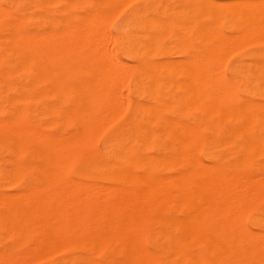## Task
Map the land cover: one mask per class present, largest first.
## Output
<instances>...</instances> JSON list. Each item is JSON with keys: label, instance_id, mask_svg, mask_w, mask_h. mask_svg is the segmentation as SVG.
I'll list each match as a JSON object with an SVG mask.
<instances>
[{"label": "bare ground", "instance_id": "1", "mask_svg": "<svg viewBox=\"0 0 264 264\" xmlns=\"http://www.w3.org/2000/svg\"><path fill=\"white\" fill-rule=\"evenodd\" d=\"M1 1L0 20L10 21L7 28L11 33L7 38L10 42L9 47L2 48L0 43V89L4 94H9L10 104H8L11 105L12 112H9L8 120L0 119V152L7 154V158H0V162L5 164V167L0 169V180H7L6 184L10 183L11 186L20 187L21 194L13 193L14 197H11L12 194L11 196L6 194L9 198L0 194V231L13 240L0 253V264H7L15 260L16 255L19 254V246L26 243L31 237L34 239L33 246L41 251L45 249V255L50 248L52 253L54 250H57L54 253H58L60 250L58 247L63 248L62 245L65 244L63 240L66 241L67 235L74 231H81L80 227L75 224L78 223L77 219L81 220L83 215L87 214L85 209L90 202L89 197H93L90 208H92V204L94 206L90 213H93L97 220L105 213L107 223L104 228L102 227V230L99 228L95 231L96 235L93 239L89 238L90 240L83 243V249L96 251L110 242L120 244L118 258L114 259V257L108 256L105 264H264V55L258 52L249 53L251 54L249 56L247 53L249 58L254 59L253 64L245 68L244 63L239 62L231 70L233 79L238 81L251 76L257 78L256 81L254 80L253 86L244 87L246 92L259 95L255 101L240 102L236 97V91L234 93L233 85L225 79L224 74H220L223 73L221 67L224 63L221 61L224 54L227 50L232 53L231 48L235 47L236 41H239L238 49H242V46L239 45L242 42H244L242 45H245V42L254 44V41L264 43V0H228L229 2L187 0L189 8L192 9L195 37L200 46H194L184 40L185 45L181 44L182 49L179 48L184 60L181 62V59V63H179L175 59L177 63H174L176 65L172 63L175 67L174 70L173 67L171 69L175 71L179 65L178 68L183 69L186 73L184 75L187 77V85L183 83V86H187L186 90L188 91L185 99L188 112L171 116L156 110V108H148V105V107H143L146 108L145 110L139 108V111L133 110L131 117L121 126L122 131L108 137V155L113 160L112 163L108 164L90 157L80 159V163H83L85 169L79 172L78 178L85 181L99 179L108 184L107 187L103 185L104 189L97 185L100 188V192L97 191L99 196L100 194L104 195L101 193L102 190L104 192L106 189L108 190L105 192L106 199L103 198L104 196H102L103 199L101 198V200H105L104 207L111 205L106 204L109 197H111L112 203L116 204V206L114 204L107 206L105 211L102 208L103 205L98 204H101V200L99 199L100 201L96 204L97 199H94L96 195L93 196L97 186L92 187L93 184H88L89 187H92V192L87 183L81 184L80 182L79 184L83 185L84 189L80 187L81 185L78 186V189H73L75 186L77 187L74 183L78 184V182L76 180L70 184L71 180H69L68 185L66 179L69 176L66 171L68 164L75 160V155L83 153L87 145H91L89 142L94 134L96 135V131L97 135H100L99 131L104 130L101 129L102 126L111 125L114 122L113 119L118 120L119 117L126 115V106L123 108L122 103L124 102L123 105H125L126 102L128 105L127 102L130 100L127 99V96L124 98L122 89L127 87L129 73L131 71L132 74L131 69L137 63L129 68L128 65L132 63L124 62L127 65L123 68L124 70L121 69L120 73L118 72V76L114 69H111L112 65L114 68L117 60L113 59L116 61L113 64L112 57H108L109 54L114 55V51L111 50L112 53L109 50L110 52L107 53L109 46L103 45L104 43L108 45L107 41L112 43L113 40L111 41V38L103 35L106 32L104 30L102 35L98 34L95 37L100 40V37L106 36L107 41L106 38L105 40L102 38L103 41L96 42L97 40L91 39V42L88 39L90 36L86 38L91 33V28L89 27L90 33L86 28V34L82 30H85V27L91 23L88 17H82L86 23L90 22L86 24L83 21L85 25L80 22L84 25L81 24L84 28L82 30L78 29L81 26L76 28L73 24V27L70 24L63 28L62 26L69 24L66 23L60 25L64 31L52 28L49 29L51 34L47 36L49 31L46 32L45 29L38 28L34 34L33 14L30 9L31 0H8L6 8L2 7ZM122 1L123 3H121ZM122 1L105 0L104 5L106 10L110 5L119 4L124 7L132 0ZM79 4L82 5V3ZM105 6L101 5V10ZM113 6L109 11L113 12V8H116ZM117 7L116 9L119 10L120 6L117 5ZM116 11L114 10V15ZM183 11L185 10L182 9L181 14ZM186 11L188 13L189 10L186 9ZM111 12H108L107 16L98 15V19L101 17L100 20H102L104 16L109 18L112 15L109 14ZM98 14L100 13L98 12ZM92 15H95V12ZM158 20L156 18L157 23ZM96 21H92L91 24ZM104 23L106 25L109 22L104 21ZM94 24L95 27L92 29L96 28V23ZM97 24L98 29L101 28L102 25L98 22ZM129 25L131 26V24ZM223 27L238 36H227L223 33ZM74 28L81 30L78 32L81 38L77 36V31ZM81 32L86 35L84 39ZM151 37L153 39L154 36L151 35ZM86 39L91 43H85L88 42ZM102 42L104 43L102 44ZM110 45L112 48V44ZM152 45H154L153 42ZM68 47L71 48L68 49ZM104 47H106V52L103 51ZM83 48L85 52L81 50ZM65 49L70 50L69 53ZM79 50L82 52L80 53ZM92 50L93 52L90 53ZM95 50L98 55H95ZM76 51L82 54V58ZM86 51L89 52L86 53ZM138 51L139 49L135 45L126 47V53L131 57L136 56ZM1 52L5 57H2ZM83 54L87 55L85 62L92 69L90 73L94 72L92 75L89 71L86 72V75H91H88V81L75 78V74L79 72L80 68L78 69L79 66L72 64L74 61H79L78 64H85ZM244 56L246 57V55ZM113 57L115 58V55ZM6 58L10 62L5 61ZM120 62L119 65H116V67L119 66L118 69L123 64L122 61ZM140 62L138 66L144 67L146 63L142 60ZM167 62L171 63L170 60ZM84 64L81 65L84 67ZM148 64L151 65L149 62ZM152 65L158 70L159 66H155L153 63ZM140 67L138 68L140 69ZM165 68H168V65ZM171 69L169 68L168 71ZM18 70L26 76L24 83L17 82ZM125 70H127L126 73ZM80 71L82 73L83 70ZM180 72L182 74V71ZM124 77H126L125 81ZM142 78L145 77L142 76ZM123 82H125V86ZM107 88L118 89L116 97L120 101L121 97L126 100L123 99V102L119 103L115 97L116 91L114 90L115 93H113ZM104 89H106L104 93L108 97H105ZM182 91L185 93V89ZM62 93L74 96L73 108L66 110L61 107L59 95ZM119 93L122 94L121 97ZM49 95L52 98L50 105L47 103ZM150 106L152 107V105ZM194 110L199 112L200 117L190 119V112ZM39 120L46 122H41L40 127L36 124ZM54 127L60 129L58 134L53 135L48 132ZM128 142L130 144H126ZM152 144H165L158 146V152L163 155L142 156L134 149V146L140 149L149 148ZM198 145L204 146L210 151L209 165H205L199 160ZM159 170L169 171L171 175L159 174ZM28 179H33L32 183L37 187L32 189L30 186L33 190L30 194L29 183L25 182ZM59 183L62 184L60 190L62 189L63 192L59 191L57 187V185L61 187ZM72 184L73 187L70 186ZM54 187L55 189H53ZM79 187L83 190V192L80 190L82 193H80ZM51 188L53 192H51ZM56 188H58L57 192ZM65 188L70 190L66 189L65 191ZM45 190L47 192L49 190L50 199L54 196L51 199L52 202L55 197L58 198V193H60V199L55 201L61 202L62 208H60V204H57L56 207L55 203L57 202H50L47 192L48 197L45 195L48 199L44 200ZM77 190L79 191L78 195L76 194ZM85 190L87 191L85 192ZM64 192L69 195L68 198H66V194H63ZM37 193H40V196ZM52 194L53 196H51ZM72 194L77 197H70ZM33 195L37 198H34ZM61 195L66 196L65 199L61 198ZM80 195L84 199L81 200ZM15 196L17 197L15 198ZM25 196H30L32 199ZM64 200L65 203H62ZM46 201L49 202V205ZM67 203H72L71 208L73 204L75 206L71 209ZM53 204L55 206H52ZM79 204L80 207H78ZM257 205H261L262 208L255 214L253 230H249L245 226V216L247 211ZM73 218L77 221L74 226L71 224L75 222V220L72 222ZM102 218L104 217L102 216ZM151 230L152 248L149 249L145 243V236ZM34 251L35 254H38L36 253L38 250ZM44 253L42 252V254ZM42 254H39L38 259L44 256ZM22 255L25 256L21 254L20 258ZM42 259L44 260V258ZM77 262L78 264H96L91 257H79Z\"/></svg>", "mask_w": 264, "mask_h": 264}, {"label": "rangeland", "instance_id": "2", "mask_svg": "<svg viewBox=\"0 0 264 264\" xmlns=\"http://www.w3.org/2000/svg\"><path fill=\"white\" fill-rule=\"evenodd\" d=\"M7 1L8 0H2L1 1V5H2V7H4V8H6V5H7ZM51 1V0H50ZM49 0H31L30 1V9H31V12H32V14H33V33L35 34L36 32H37V29L38 28H40V29H45L46 30V32L47 31H49V29H52V28H58V30H61V31H64V29L63 28H66L68 25H70V26H72V24H73V26L74 27H76V28H78V27H80V28H78V29H81L82 30V28H83V26L85 25V21L83 20V18H87L88 17V20L90 19L91 20V23H92V21H95V20H97L96 22H93V24H91L89 21H87V23H90V24H88L89 26H87V27H85V30H82V31H84L83 33H85V31H86V28H88L87 29V32H89L90 31V29H89V27L91 28V33L86 37V38H88L89 36H90V38H88V39H93V40H97V37H95V36H97L98 34H99V36L100 35H102V32H103V30L104 31H106V32H104L103 33V35H106L107 37H109V38H111V41L113 40V42L111 43L109 40L107 41V37L106 36H104V37H100L101 39L100 40H102V38L105 40V38H106V41H107V43H108V45L106 44V43H104V42H102V44L105 46H111L110 44H112V48L110 49L109 47H107L108 48V51H107V53H109L111 50L112 51H114V55H115V58L113 57L114 55L113 54H109V56L108 57H112V61H114L113 59H115V60H117V63L116 64H114L116 61H114L113 62V64L115 65L114 66V68H112L113 67V65H112V67H111V69H114V71H115V73H117V75H118V72L119 71H121V69H123V68H125L126 67V65L127 64H130V63H132L131 65H128V67L130 68V67H132V65L135 63H137V65L135 66V67H132L133 69H131L133 72H132V74H131V71H130V73L129 72H127V73H129V79H127V87L125 88V89H122V93H123V95L125 96L124 98H126V96H127V99H129L128 101L129 102H127V104L128 105H126V102H125V105H123V97H121V95H120V93H121V91H120V93H119V96L121 97V101H120V99H118L116 96H117V91H118V89H116V88H107L108 90H112L113 91V93H115V91H116V94H115V97L119 100V103H122V106H123V108L126 106V110H125V112H126V115L124 116V117H119L118 118V120L117 119H113V121L114 122H112V120H111V122H112V124H111V122H109L111 125H107V126H102V128L101 129H104V130H100L99 131V133L101 132V134L100 135H97L98 133H97V131L95 132L96 133V135L94 134V136L92 137V139H94L95 140V142H94V140H90V144L91 145H87V147H86V149L83 151V153H81V154H74L75 155V160L73 161V162H71L70 164H68L69 166H68V168H67V173H68V176H69V178L68 179H66V180H68V185H69V180H71V182H70V184L71 183H73L72 181H74V182H76V180H77V182H78V184L77 183H74V184H76L77 185V187L75 186V188H73V189H78V186L79 185H81V184H83V183H87V186L89 187V185L88 184H93L92 185V187L93 186H97V185H99L100 186V188L101 187H103V185H104V187H107L108 186V184L107 183H105V182H103V181H100L99 179H95V180H89V181H85V180H83V179H81V178H78V174H79V172H81V171H83L84 169H85V166L83 165V163H80V159L83 157H90V158H95V159H99V160H102L103 162H105V163H108V164H110V163H112L113 162V160L109 157V155H108V148H107V146H108V144H107V142H108V137H110L111 135H113V134H115V133H117V132H121L122 131V129H121V126L123 125V123H125L126 122V120L127 119H129L130 117H131V115L133 114V110L134 111H139V109L140 110H145L146 108H143V107H146L147 105L149 106H147L148 108H156V110L158 109V111H160V112H164V113H166V114H169V115H177V114H183V113H187L188 111H186V110H188V108H187V105L185 106V104H186V96H187V94H188V91L186 90V87L187 86H183L184 84H186V82H187V80H186V78L187 77H185V75H186V73H184V71H183V69L182 70H180V68H178L179 67V65H177L178 67H176L175 68V71H173L174 70V67H173V64L176 62L177 63V61L179 62V63H181L183 60H184V57L180 54V50H179V48H181L182 49V45L184 44L185 45V41L184 40H186V43L187 42H189V43H191L192 45H194V46H200V45H198V42H197V39H196V37H195V29H194V27H193V22H192V16H193V13L191 12V10L192 9H190L189 8V4H188V2H187V0H132V1H130V2H125V3H127V5L125 4V6L124 7H122L121 5H119V4H117L118 6H120V9L118 10V9H116V8H118L117 7V5L115 6L116 8L114 9L113 8V12H114V10H117L115 13V15L113 14V12H111V11H109V10H111L110 8H112V6L110 7V6H108V8H107V10H106V6L104 5L105 3H104V1L105 0H52L51 2H50ZM54 1V2H53ZM65 1H67V2H65ZM81 1V2H80ZM117 1H119V0H117ZM122 1V0H121ZM126 1V0H125ZM159 1V2H158ZM198 1H200V0H198ZM218 1H221V0H218ZM222 1H225V2H229L228 0H222ZM41 2H42V5H41ZM48 2V3H47ZM53 2V3H52ZM62 4H61V3ZM82 3V5L80 6V4L79 3ZM33 3H34V5H33ZM51 3V4H50ZM65 3V4H64ZM100 3V4H99ZM103 3V4H102ZM121 3H123V1L121 2ZM72 4H74V5H72ZM79 4V5H78ZM97 4V5H96ZM115 4H116V2H115ZM165 4V5H164ZM67 5V6H66ZM70 5V7H68ZM101 5L102 6H105V7H102V10H101ZM123 5V4H122ZM36 6V7H35ZM72 6V7H71ZM96 6V7H95ZM113 6V7H114ZM63 7H64V9H63ZM122 7V8H121ZM137 7V8H136ZM139 7H140V9H139ZM169 7V8H168ZM184 7V8H183ZM186 7H188V8H186ZM68 8V9H67ZM99 8V9H98ZM134 8H136V9H134ZM160 8V9H159ZM177 8V9H176ZM180 8V9H179ZM96 9V10H95ZM182 9L183 10H185V11H183L182 13L183 14H181V11H182ZM186 9H188L189 11H188V13H187V11H186ZM43 10V11H42ZM58 10V11H57ZM98 10V11H97ZM103 11V12H101V11ZM104 10H106V11H104ZM168 10V11H167ZM129 11H130V13H129ZM139 11V12H138ZM169 11H173V12H169ZM174 11H177V12H175L174 13ZM94 12H95V15H92V14H94ZM98 12L100 13V14H98ZM106 14H105V13ZM108 12H111V13H109V14H112V15H110L109 16V18H107V17H102V20H100L101 19V17H99V19H98V15L99 16H103V15H106L107 16V14H108ZM124 12H127V13H124ZM132 12H136V13H132ZM168 12V13H167ZM180 12V13H179ZM189 12H191L190 14H189ZM36 13V14H35ZM67 13V14H66ZM129 13V14H128ZM165 13V14H164ZM184 13H186V14H184ZM70 14H71V16H70ZM73 14V15H72ZM82 14H83V16H82ZM103 14V15H102ZM114 15V16H113ZM123 15H124V17H123ZM132 15H134V16H132ZM136 15H138L137 17H136ZM158 15H159V17H158ZM166 15V16H165ZM78 16V18L76 19V17ZM85 16V17H84ZM93 16V17H92ZM132 18H130V17ZM140 16V17H139ZM168 16V17H167ZM36 17V18H35ZM44 19H43V18ZM50 17H52V18H50ZM56 17V18H55ZM61 17V18H60ZM79 17H80V19H79ZM83 17V18H82ZM129 17V18H128ZM142 17V18H141ZM96 18V19H95ZM126 18V19H125ZM135 18V19H134ZM145 18V19H144ZM149 18V19H148ZM153 18V19H152ZM156 18H157V20H158V23H157V21H156ZM161 18V19H160ZM184 18V19H183ZM187 18V19H186ZM50 19H51V21H50ZM69 19V20H68ZM106 19H108V20H106ZM131 19V20H130ZM155 19V20H154ZM190 19V20H189ZM48 20V21H47ZM59 20H60V22H59ZM63 20H65V21H63ZM67 20V21H66ZM79 20V21H78ZM98 20H100V21H98ZM112 22H111V21ZM130 22H129V21ZM132 20H133V22H132ZM144 20V21H143ZM47 21V22H46ZM63 21V22H62ZM85 23H84V22ZM101 21H102V23H101ZM104 21H106V22H109V23H106V25H104L105 23H104ZM161 21H162V23H161ZM190 21V22H189ZM38 22V23H37ZM58 22V23H57ZM74 22V23H73ZM77 22H78V25H77ZM80 22H82V23H80ZM97 22L99 23V24H101L102 26H101V28H99L98 29V24H97ZM128 22V23H127ZM135 22V23H134ZM140 22V23H139ZM164 22H165V24H164ZM173 22V23H172ZM6 23H7V25H6ZM8 23H10V21H2V20H0V37H1V39H0V43H1V46H2V48H4L5 47V49L7 48V47H9V45H10V42H9V39H7L8 38V36L10 35V30H8V28H7V26L9 25ZM35 23V24H34ZM49 23H52V24H49ZM60 23V24H59ZM66 23H69V24H66ZM86 23V24H87ZM94 23H96V28L94 29H92V27H95V24ZM138 23V24H137ZM185 23V24H184ZM59 24V25H58ZM62 24H66V26L64 27V26H62ZM83 26H82V25ZM126 24V25H125ZM129 24H131V26L129 25ZM135 26H133V25ZM145 24H146V27H145ZM162 24V25H161ZM164 24V25H163ZM177 24V25H176ZM179 24V25H178ZM184 26V28H183V26ZM4 26V28H3V26ZM63 27H61V26ZM76 25V26H75ZM90 25H92V26H90ZM108 25V26H107ZM50 26V27H49ZM72 26V27H73ZM78 26V27H77ZM100 26V25H99ZM105 26V27H104ZM156 26V27H155ZM158 26V27H157ZM160 26V27H159ZM163 26H164V28H163ZM144 27H145V29H144ZM167 27H169V28H167ZM179 27V28H178ZM76 28H74L75 30H76ZM165 28H167L166 30L168 31H166L165 30ZM76 30L77 31V36L78 37H80L81 38V35H78V32L79 31H81V30ZM84 29V28H83ZM96 29H98L97 31H96ZM188 29V30H187ZM74 30V31H75ZM93 30V31H92ZM140 30V31H139ZM101 31V32H100ZM108 31V32H107ZM139 31V32H138ZM194 31V32H193ZM167 32V33H166ZM75 33V32H74ZM82 33V32H81ZM82 33V34H83ZM97 33V34H96ZM148 33V34H147ZM193 33V35H191ZM223 33H225V34H227V36H231V37H234V35L235 36H238V35H236V34H232V32H230L228 29H226L225 27H223ZM51 34V31H49V32H47V36H49ZM86 34V33H85ZM85 34H83L84 36H82L83 37V39H84V37L86 36ZM108 34H109V36H108ZM136 34V35H135ZM138 34V35H137ZM150 34V35H149ZM163 34V35H162ZM178 34V35H177ZM75 36H76V34H74ZM73 35V36H74ZM141 35V36H140ZM147 35V36H146ZM149 35V36H148ZM151 35H153L154 37H155V40H154V37H153V39H151L152 37H151ZM159 35V36H158ZM161 35V36H160ZM180 35V36H179ZM233 35V36H232ZM3 36H4V41H3ZM93 36H94V38H93ZM99 36H98V38H99ZM111 36V37H110ZM126 37V38H125ZM134 37V38H133ZM150 37V38H149ZM77 38V37H76ZM96 38V39H95ZM123 38V39H122ZM125 38V39H124ZM149 38V39H148ZM74 39H75V37H74ZM79 39V38H78ZM130 39V40H129ZM133 39H134V41H133ZM183 39V40H182ZM100 40H97L96 42H98V41H100ZM121 40H122V42H121ZM2 41V42H1ZM80 41V40H79ZM86 41H88L87 39H86ZM103 41V40H102ZM124 41H128L129 42V44H127L126 42H124ZM153 42V44L154 45H152V42ZM84 41L82 40V43H83ZM89 42V43H88ZM88 42H85V43H87V44H90L91 42H92V40H91V42L90 41H88ZM124 42V43H123ZM238 42L239 41H236L234 44H235V47L233 46H231L230 48H231V52L232 53H230V51L229 50H227L226 52H225V56H224V58L222 59V61L221 62H223L224 63V65H223V67H221V68H223V73L221 72L220 74L222 75V74H224V77H225V79H227V81L230 83V84H232L233 85V90H234V93H235V91H236V94H237V99L240 101V102H244V101H255V100H257L258 99V94L256 93H251V92H246V90H244V87H251V86H253L254 84H255V79H257V78H255V76H251V77H248V78H246V79H239V81L238 80H236V79H233V77H232V67L235 65V64H237V63H239V62H241V63H244V66H245V68H248V67H250L251 66V64H253V62H254V59H251V58H249V56L251 55V54H249V53H261V54H263L264 55V43H261V42H258V41H254V44H253V42H251L252 44H250V42L247 44V42H245L246 44L245 45H242V44H244V42H242V44H239V45H241L242 46V49H238V47H237V44H238ZM256 42V43H255ZM5 43V44H4ZM84 43V44H85ZM100 43V42H99ZM110 43V44H109ZM133 43V44H132ZM174 43V44H173ZM9 44V45H8ZM94 44H97V43H94ZM93 44V45H94ZM101 44V43H100ZM121 44H124V45H121ZM133 46V45H135L136 47H138V49H139V51H138V54L136 55V56H130L128 53H126V47L127 46H131V45ZM146 44V45H145ZM176 44V45H175ZM182 44V45H181ZM233 44V45H234ZM102 45V46H103ZM156 45V46H155ZM164 45V46H163ZM144 46V47H143ZM181 46V47H180ZM125 47V48H124ZM247 47V48H246ZM71 47H68V49H70ZM105 49H103V51H105L106 52V47H104ZM123 48V49H122ZM146 48V49H145ZM73 49V48H72ZM102 49L100 50L101 52H102ZM143 49V50H142ZM150 49V50H149ZM76 50H78V49H76ZM83 52H85V50H84V48L83 49H81ZM110 50V51H109ZM123 50V51H122ZM148 50V51H147ZM65 51H68L67 53H69V51L70 50H67V49H65ZM72 51V50H71ZM80 51V50H79ZM79 51H76L77 53H78V55L82 52V51H80V53H79ZM111 51V52H112ZM124 51H125V53H124ZM176 51V52H175ZM260 51H262V52H260ZM3 52H4V49H3ZM3 52H1V55H2V57H5L4 56V53ZM87 52H89V51H86V53ZM93 52V50L90 52V53H92ZM149 52H150V54H149ZM66 53V52H65ZM66 53V54H67ZM85 53V54H86ZM95 53H96V50H95ZM94 53V54H95ZM113 53V52H112ZM228 55H227V54ZM249 54V56H247L248 54ZM71 54V53H70ZM76 54V53H75ZM89 54V53H88ZM148 54V55H147ZM230 54V55H229ZM82 54H80V56H81ZM84 55V54H83ZM90 56H91V54H89ZM93 55V54H92ZM95 55H98L97 53L95 54ZM99 55H102V54H99ZM108 55V54H107ZM244 55H246V57L244 56ZM87 56V55H86ZM86 56L84 55L83 57H85V60L83 61V62H85L86 61ZM90 56L88 57V59L90 58ZM94 56V55H93ZM104 56H105V54H104ZM241 56V57H240ZM244 56V57H243ZM106 57V56H105ZM108 57H106V58H108ZM225 57H226V59H225ZM248 57V58H247ZM81 58H82V56H81ZM138 58V59H137ZM137 59V60H136ZM175 59H177V61H175ZM182 59V60H181ZM82 60V59H81ZM108 60H109V58H108ZM111 60H109V61H111ZM144 61L146 64L144 65V67H140V66H138V64L139 63H141L140 61ZM155 60V61H154ZM163 62H162V61ZM167 60L169 61L170 60V62L171 63H169V62H167ZM172 60V61H171ZM180 60H181V62H180ZM235 60V61H234ZM5 61H7V62H10V60L9 59H5ZM119 61V62H118ZM120 61H122L123 62V64H122V66H120V70L118 69V67H116V65H119L118 63H121ZM153 61V62H152ZM174 61V62H173ZM79 62V61H78ZM78 62H75L74 61V63H72V64H74L75 66H79V67H77L78 69L80 68V70H83L82 71V73H81V71L79 70V72L78 73H76L75 74V78H77L78 80H84V81H88V79H89V77H88V75H92L93 73H90V72H92V69H91V67L89 68L87 65V62H85V64L84 63H79L78 64ZM124 62H126L127 64H124ZM148 62L152 65V63L155 65V63H158L159 65H157V66H159L158 67V70H157V67H153V65L151 66V65H149L148 64ZM155 62V63H154ZM76 63H77V65H76ZM163 63V64H162ZM166 63V64H165ZM168 63V64H167ZM173 63V64H172ZM81 64H84L85 66L83 67V65H81ZM112 64V63H111ZM110 64V65H111ZM162 64V65H161ZM170 64V65H169ZM171 64H172V66H171ZM250 64V65H249ZM17 65V64H16ZM121 65V64H120ZM148 65V66H147ZM155 65V66H156ZM167 65H168V68H165V67H167ZM174 65H176V64H174ZM87 66V67H86ZM124 66V67H123ZM165 66V67H164ZM169 66H171V67H169ZM220 66V65H219ZM138 67H140V69L138 68ZM173 67V68H172ZM89 68V69H88ZM115 68H116V70H115ZM154 68V69H153ZM155 68H156V70H155ZM162 69V71H161V69ZM171 69V70H169L168 71V69ZM219 68V67H218ZM17 69H18V65H17ZM220 69V68H219ZM84 70H86V71H84ZM124 70V69H123ZM137 70V71H136ZM140 70V71H139ZM88 71H89V73L90 74H88V75H86V72L88 73ZM113 71V72H114ZM126 71L127 70H125V73H126ZM158 71V72H157ZM180 71H182V74H180L181 72ZM222 71V70H221ZM124 72V71H123ZM177 72V73H176ZM218 72H219V70H218ZM120 73V72H119ZM147 73V74H146ZM148 73H150V74H148ZM161 73V74H160ZM78 74V75H77ZM114 74V73H113ZM141 74V75H140ZM174 74V75H173ZM185 74V75H184ZM90 75V76H91ZM125 75V74H124ZM128 75V74H127ZM147 75H148V77H147ZM173 76V77H169V76ZM119 76V75H118ZM126 76V75H125ZM142 76L143 77H145L144 79L142 78ZM154 76V77H153ZM16 77L18 78L17 80V82L18 83H24V77H26L24 74H23V72L22 71H19L18 70V72H17V74H16ZM85 77H86V79H85ZM88 77V78H87ZM123 77V76H122ZM127 77V76H126ZM126 77H124V81L126 80L125 78ZM152 77V78H151ZM112 78H113V76H112ZM135 78H136V81H134L135 80ZM123 79V78H122ZM134 79V80H133ZM163 79V80H162ZM118 80H120L119 78H118ZM184 80H185V82H184ZM248 80V81H247ZM255 80V81H254ZM115 81V80H114ZM122 81V80H121ZM121 81H119V83L121 82ZM132 81V82H131ZM152 81H154V82H152ZM164 83H163V82ZM174 81V82H173ZM254 83H253V82ZM171 82V83H170ZM179 82H180V84H179ZM116 83V82H115ZM125 82H123V84H124ZM131 83V84H130ZM135 83H137L136 85H135ZM141 83V84H140ZM168 83V85L166 86V84ZM178 83V84H177ZM184 83V84H183ZM120 84H122V82L120 83ZM152 84L154 85L153 87H152ZM117 85V84H116ZM119 85V84H118ZM150 85V86H149ZM182 85V86H181ZM187 85V84H186ZM121 86V85H120ZM120 86H118L119 88H120ZM124 86H125V84H124ZM123 86V87H124ZM163 86V87H162ZM116 87V86H115ZM117 87V88H118ZM138 87V88H137ZM151 87V88H150ZM185 87V88H184ZM239 87V88H238ZM136 88V89H135ZM131 89H133V90H131ZM145 89V90H144ZM180 89H182V90H184L185 89V93H183V91L182 90H180ZM106 89H104L103 90V93H104V91H105ZM115 90V91H114ZM150 90V91H149ZM154 90V91H153ZM243 90V91H242ZM112 91H111V93H112ZM124 91H125V93H124ZM138 91H139V93H138ZM108 93H109V91H108ZM247 93V94H246ZM105 94V93H104ZM147 94H148V96H147ZM154 94V95H153ZM159 94V95H158ZM185 96H184V95ZM106 95V94H105ZM136 96V97H134V96ZM182 95V96H181ZM113 96V95H112ZM118 96V97H119ZM159 96V97H158ZM176 96V97H175ZM179 96V97H178ZM254 96V97H253ZM47 97H49V98H47V103L50 105L51 104V102H52V98H51V96L49 95V96H47ZM105 97H108V95H106ZM145 97V98H144ZM185 97V98H184ZM180 98V99H179ZM6 99V100H5ZM9 99H10V96H9V94L7 95V94H4L2 91H1V89H0V119H3V120H8L9 118H10V113L9 112H12V108H11V105H9L10 103H9ZM152 99V100H151ZM8 100V101H7ZM126 99H124V101H125ZM183 100H185V101H183ZM59 101H60V105H61V107L62 108H64V109H71V108H73V106H74V96L73 95H71V94H68V93H62V94H60L59 95ZM2 102V103H1ZM134 102H135V106H134ZM181 102V103H180ZM185 102V103H184ZM9 103V104H8ZM178 103V104H177ZM180 103V104H179ZM63 104V105H62ZM140 104H143L144 106H141ZM168 106H167V105ZM182 104H184V105H182ZM150 105H152V107L150 106ZM179 105V106H178ZM121 106V107H122ZM131 106H134V107H131ZM166 106V107H165ZM120 107V108H121ZM139 108V109H138ZM180 108H181V110H180ZM187 108V109H186ZM118 109V108H117ZM183 109V110H182ZM10 110V111H9ZM119 110V109H118ZM121 110H122V108H121ZM164 110V111H163ZM180 110V111H179ZM7 113H6V112ZM183 111V112H182ZM198 111H191L190 113V116H189V118L190 119H197V118H199L200 117V114H199V112L197 113ZM2 113H4V114H2ZM7 114V115H6ZM9 115V116H8ZM41 122H46L45 120H39V121H37L36 122V124L37 125H39L40 127H41ZM107 123H108V121H107ZM106 124V123H105ZM104 127V128H103ZM107 127V128H106ZM55 128V129H54ZM54 128H52L51 130L49 129L48 130V132L49 133H51V134H53V135H55V134H58L59 133V128L58 127H54ZM58 128V129H57ZM100 129V128H99ZM98 129V130H99ZM56 130V131H55ZM103 131V132H102ZM72 132V130L70 131V133ZM109 133V134H108ZM107 134H108V136H107ZM124 134V133H123ZM97 136V137H96ZM94 137H96V138H94ZM96 143V144H95ZM95 144V145H94ZM126 144H130L129 142L128 143H126ZM161 145H165V144H152L149 148H139V147H136V146H134V149L135 150H137V152L140 154V155H142V156H147V157H156V155L157 156H159V155H163V154H161V153H159L158 152V146H161ZM129 146V145H128ZM130 147V146H129ZM133 147V146H132ZM202 147H204V146H201V145H198L197 146V155H198V158H199V160L203 163V164H205V165H209L210 164V161H209V154H210V151H208V149L206 148V147H204L203 149H202ZM143 149V150H142ZM156 150V152H155V150ZM142 150V151H141ZM154 150V151H153ZM200 150V151H199ZM205 150V151H204ZM207 150V151H206ZM74 152H76V151H74ZM2 152H0V158L2 159H5V158H7V154H6V152H3L2 154H1ZM151 154H153V155H151ZM201 154V155H200ZM5 167V164L1 161L0 162V169H2V168H4ZM159 174H162V175H164V176H169V175H171V173L169 172V171H164V170H159ZM72 177V178H71ZM71 178V179H70ZM32 180L33 179H28V180H26L25 182H26V184L27 183H29V187L31 186L32 187V189H34V188H37L36 186H34V184L32 183ZM6 181V182H5ZM81 182V184H79ZM7 183V180H0V194L2 193V195H5V196H7V198H9V196H11V194H12V196L11 197H14V194L13 193H15V194H17V195H19V194H21V189H20V187H15V186H11L10 185V183H9V181H8V183L9 184H6ZM62 183V182H61ZM61 183H59V185H61V187H59L58 185H57V187L59 188V191H62V189L60 190V188H62V184ZM33 184V185H32ZM66 184V186H68ZM102 184V185H101ZM65 185V184H64ZM90 185V186H91ZM4 186V187H3ZM71 187H73V184L72 185H70ZM85 186V185H84ZM31 187H30V189H29V194H30V192L31 191H33L32 189H31ZM64 187V186H63ZM70 187V188H71ZM80 187H82L83 189H84V187H83V185H81ZM80 187H79V191L80 190H82V189H80ZM86 187V186H85ZM92 187H89V189L91 188L92 189ZM104 187L103 188H101V189H104ZM15 188V189H14ZM58 188H56V192L58 191L57 189ZM99 187L97 186V188H96V193L94 194L93 193V196H95L96 195V197L94 198V199H97V202H96V204L101 200V198H102V196H104L103 198L104 199H106L105 198V192L106 191H108L107 189H106V191L104 192V190H102L101 191V193L103 194L104 193V195H102L101 196V194H100V196H99V193L98 192H100V188L98 189ZM52 189V188H51ZM53 189H55V187L53 188ZM53 189L51 190V192H53ZM66 189H68V188H65V191H66ZM86 189V188H85ZM88 189V190H89ZM12 190V191H11ZM50 190V189H49ZM49 190H48V192H49ZM68 190H70V189H68ZM99 190V191H98ZM54 191V193L56 194V192ZM74 191V190H73ZM78 191V190H77ZM79 191L76 193L77 195H78V193H79ZM87 190H85V192H86ZM90 191V190H89ZM98 191V192H97ZM45 193H44V200H46V199H48L47 197H48V195H49V199H50V194L47 192V190H45L44 191ZM46 192H47V194H46ZM50 192V193H51ZM63 192V191H62ZM62 192H61V194H62ZM74 192H76V191H74ZM73 192V193H74ZM82 192H83V190H82ZM81 191H80V193H82ZM84 192V193H85ZM92 192H93V189H92ZM110 192V191H109ZM53 193V194H54ZM6 194H8V195H6ZM38 194V193H37ZM47 195V197H46V195ZM53 194L51 195V196H53ZM54 194V195H55ZM64 195L66 194L67 195V193H63ZM68 194H70L69 192H68ZM89 194V193H88ZM36 195V194H35ZM58 195L60 196V193H58ZM58 195H56V196H58ZM77 195H74L73 196V194L72 195H70V197H72L73 196V198H75V196L77 197ZM82 195V194H81ZM80 195V196H81ZM84 195V194H83ZM110 195V194H109ZM4 196V197H5ZM38 196H40V193L38 194ZM41 196H42V193H41ZM59 196H58V198H59ZM68 196L69 195H67V197L66 196H64V197H66V198H68ZM85 196H87V195H85ZM90 196H92V195H90ZM98 196V197H97ZM10 197V198H11ZM17 196H15V198H16ZM26 197V196H25ZM30 198V199H32L30 196H27L26 198ZM33 197H34V195H33ZM54 197V196H53ZM53 197H51V199L53 198ZM62 195H61V198H64ZM88 197V196H87ZM34 198H37V197H34ZM33 198V199H34ZM58 198L57 197H55V200H58ZM79 198V197H78ZM82 196H81V200H82ZM91 198H93V197H91ZM91 198L89 197V201H87V202H89V204H88V206H86L87 208L85 209L84 207V209L86 210V213L89 215H87V214H84L83 215V217L81 218V220H78L77 219V221H78V223H76L77 221L75 220V218H73V219H71L72 220V222H73V220H75V222H73V223H71V224H73V226H74V223H76L75 224V226H79L80 227V230L82 231H74V232H71L69 235H67V238H66V241H65V239L63 240V243H65V244H63L62 246H63V248H61V246H59L58 248H60V250L57 248V247H55V248H57L59 251H58V253L57 252H55L54 253V251H57V250H54V247H52L53 248V253H52V251H51V248H50V250L49 251H51V252H49V251H46V253H47V255H45V253H44V250L42 249V251H41V249L39 250V249H37L35 246H33L34 245V243H33V241H34V239H33V237H31L26 243H23V245H20L19 246V248H18V252H19V254L21 255V254H24L25 256H23L22 255V258H20L21 256L19 255V254H17L16 256V258H15V260H13L12 262H10V263H7V264H78V262H77V259L79 258V257H91V259L96 263V264H105V260H106V258L108 257V256H112V257H114V259H117L118 258V251H119V249H120V244H118V243H116V242H110V243H107L103 248H101L100 250H93V251H90V250H85V249H83V247H82V245H83V243L84 242H86L89 238L90 239H93L94 237H95V235H96V232L95 231H97L99 228L102 230L104 227H105V224L107 223V217H106V215H105V213H103L102 214V216L104 217V218H102V216H101V218L99 219V220H97L96 219V217L93 215V213H90V212H92V211H90L91 209H93V204H92V208H90L91 207V205H90V203L92 202L91 201ZM102 198V199H103ZM108 198V197H107ZM12 199V198H11ZM50 199V202L51 203H54V202H57V201H55V200H53V202H52V200ZM60 199V198H59ZM65 199V198H64ZM71 199V198H70ZM70 199H67V200H69L70 201ZM80 199V198H79ZM84 199V198H83ZM93 199V200H94ZM100 199V200H99ZM73 200V199H72ZM71 200V201H72ZM87 200H88V198H87ZM108 201H106L107 203L106 204H111V205H106L105 207H104V204H103V202L105 201H103V200H101V204L100 203H98L99 205H103V210L105 211V209H107V206H112L114 203H112V201H111V197H109L108 199H107ZM49 201V200H48ZM62 201V200H61ZM68 201V202H69ZM80 201V200H79ZM47 202V201H46ZM74 202H76V201H74ZM81 202H83V201H81ZM86 202V203H87ZM94 202H95V200H94ZM48 203V205H49V202H47ZM46 203V204H47ZM62 203H65V200L62 202ZM73 203V202H72ZM72 203L71 204H69V203H67V205L69 204V208H71V205H72ZM56 204V207H57V204L59 205V206H61V202H57V203H55ZM55 204H53L52 206H55ZM78 204V203H77ZM76 204V205H77ZM80 204H82V203H80ZM79 204V206L78 207H80L81 205ZM51 205V204H50ZM63 205V204H62ZM66 205V206H67ZM94 205H95V203H94ZM73 206H75L74 204H73ZM73 206H72V208L71 209H73ZM114 206H116V204H114ZM68 207V206H67ZM89 207V208H88ZM60 208H62V206L60 207ZM262 208V206L261 205H257V206H255V208H252L251 210H249V211H247V215L245 216V226L249 229V230H253V226H254V218H255V214L257 213V211L259 210V209H261ZM88 211H89V213H88ZM87 215V217H85ZM93 215V216H92ZM79 217V216H78ZM78 217H76V218H78ZM253 217V218H252ZM92 218V219H91ZM86 221H85V220ZM94 219H96L95 221H94ZM84 221V222H83ZM69 223H70V220L68 221ZM81 222H83V224H81ZM90 222V223H89ZM80 223V224H79ZM87 223V224H86ZM96 223H98V224H96ZM84 224H86V225H84ZM102 224V225H101ZM103 227V228H102ZM95 228V229H94ZM87 229V230H86ZM93 229V230H92ZM91 231V232H90ZM88 232V233H87ZM151 232H152V230L151 231H149L148 233H146V236H145V243H146V246L149 248V249H151L152 248V243H151ZM79 233V234H78ZM74 234V235H73ZM0 253L3 251V248H5V246H9L10 245V243L13 241V240H11V238H9L8 236H6L2 231H0ZM5 237V238H3V237ZM84 236V237H83ZM70 237V239H71V241H69L70 239H68ZM68 239V240H67ZM89 239V240H90ZM75 240V241H74ZM69 241V242H68ZM31 243H33V244H31ZM62 243V242H61ZM61 243H60V245H61ZM74 243V244H73ZM68 244H70V245H68ZM31 245V246H30ZM27 246H29V247H27ZM26 247H27V249H26ZM32 247V248H31ZM68 247V248H67ZM65 248V249H64ZM30 249V251L31 252H29L28 250ZM38 250V251H36V253H38V254H35L34 252V250ZM64 249V250H63ZM76 249V250H75ZM24 252H23V251ZM34 251V252H33ZM40 251H41V253H40ZM67 251V252H66ZM33 252V253H32ZM42 252L44 253V254H42ZM49 252V253H48ZM16 253H17V251H16ZM27 253H29V254H27ZM30 254H32V255H30ZM39 254L41 255L42 254V258H44V260L40 257V259H38V257H39ZM28 255H30V256H28ZM35 255V256H34ZM75 255V256H74ZM35 257V258H34ZM37 257V258H36ZM46 257H47V259H46ZM19 258H20V260H19ZM28 260H26V259ZM31 258V259H30ZM34 258V259H33ZM23 261H22V260ZM25 259V260H24ZM33 259V260H32ZM42 259V260H41ZM20 261V262H19ZM32 261V262H31Z\"/></svg>", "mask_w": 264, "mask_h": 264}]
</instances>
